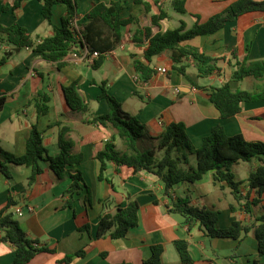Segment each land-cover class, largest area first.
<instances>
[{"label": "crops", "instance_id": "obj_1", "mask_svg": "<svg viewBox=\"0 0 264 264\" xmlns=\"http://www.w3.org/2000/svg\"><path fill=\"white\" fill-rule=\"evenodd\" d=\"M114 1L122 4L120 18L133 20L121 27V39L112 49L94 51L98 55L92 62L81 58L77 50L68 53L61 66H57L24 47L14 48L0 64V97L4 98L0 110V147L14 155L23 154L34 124L42 134L47 154L55 155L59 152V129L67 126L74 142L73 152L82 155L80 163L71 168V173L79 171L82 178L80 189L74 194L66 193L71 179L57 177L43 159L39 161L42 171L30 185L31 170L25 165L5 162L9 177L0 171V209L12 197L16 204L10 210H22L21 216L14 214V217L27 235L37 240V246L54 250L53 253H36L28 264H65L58 260L78 250H83L84 255L74 257L69 264H142L155 244H161L163 248L161 264H184L174 244L178 239L188 243L193 264H253L256 259L264 262V256L258 255L252 230L238 239L209 237L198 221H186L182 214L170 212L169 199L154 174L146 170L133 172L131 168L108 162L104 171L106 179L100 180V163L95 155L111 141L113 131L87 122L109 110L107 101L98 99L100 84L105 81L107 92L120 102L122 109L144 124L145 134L138 141L141 148L154 146L166 125L174 121L185 124L186 133L196 148L216 124H221L227 135L241 134L247 141L264 142V100L242 103L241 110L228 118H221L208 100L209 88L225 81L233 90H250L259 83L250 76L234 80L232 72L236 60H264V14L247 12L214 33L183 41L181 45L195 47L200 53L216 58L218 66L210 75L198 77L197 63L192 57L186 58V72L191 78L188 80L173 69L168 52L152 57L151 61L144 58L148 45L145 28H150V35H154L175 28L180 20L189 28L196 16L204 22L234 0H186V14L173 11L170 0H143L150 5L149 12L136 0H78L77 18L84 23L87 13L96 4L109 5ZM15 3L18 6L13 8ZM41 5L39 0H0V23L8 26L17 22L34 40L38 36H50L52 25L61 24L66 5H53L52 25L42 16ZM160 9L169 17L152 25L151 15L159 13ZM9 49L0 42V60ZM233 49L236 57L231 53ZM99 57L101 64L93 67ZM135 61L153 70L148 78L135 69ZM159 67L165 68L167 73L158 72ZM77 79L81 95L89 106L83 113L67 106L62 91L63 86ZM41 93L50 96V108L47 113L38 115L35 100ZM113 142L117 148H122L120 141ZM187 158L188 163L182 164L184 168L195 164L193 155L189 154ZM246 163H249L248 167ZM259 165H264V156L232 165L235 179L241 182L239 190L242 195L249 192V200L256 194L246 179ZM87 190L90 202L86 197ZM128 197L135 199L139 206L137 225L124 237L112 238L109 234L97 237L100 216L123 207ZM171 197L187 198L192 206L217 210L218 228H226L234 220L256 225L264 206L262 195L257 204H250L249 211H245L235 201L231 189L224 182L213 179L212 172L195 182L177 183L171 190ZM86 225L87 229L84 228ZM13 256L14 247L1 242L0 264H10Z\"/></svg>", "mask_w": 264, "mask_h": 264}, {"label": "trees", "instance_id": "obj_2", "mask_svg": "<svg viewBox=\"0 0 264 264\" xmlns=\"http://www.w3.org/2000/svg\"><path fill=\"white\" fill-rule=\"evenodd\" d=\"M41 1V13L46 22L50 25L52 7L56 3L66 5V13L61 18L59 26L52 25L53 33L47 37L38 36L36 40L31 34L14 22L8 26L0 23V42L10 47L4 52L0 64L12 53L14 48L28 47L39 53L46 61L54 62L61 66L64 57L73 51L87 47L89 52H104L112 49L121 39V27L132 22L133 18L121 19L119 12L122 4L119 1L96 4L86 15V22L83 23L79 32L72 26L74 18L77 17L78 0H39ZM186 0H170V6L176 13L186 14ZM143 5L144 10L149 12L150 5L143 0H136ZM15 3L13 8L17 7ZM5 10V7H3ZM260 11L264 14V0H234L224 10L210 16L206 21H196L191 27L186 28L183 20L173 29L160 31L150 35V28H145L148 37V45L144 50V58L151 61L152 57L168 52L173 63L172 67L186 79L191 80L186 72L187 65L184 59L192 57L197 63L196 70L198 77L210 75L218 69L217 59L200 53L195 47L181 45L185 40L195 36L214 33L225 26L227 22L235 20L241 14ZM168 14L160 9L159 13L151 15V24L157 25ZM236 57V50H232ZM102 62L99 57L93 64L98 67ZM135 69L144 78H148L153 70L140 62H134ZM253 77L259 83L253 89L233 90L228 82L219 86L209 88L208 100L214 105L221 118H228L241 110V104L264 100V60L247 62L245 59L236 60L235 69L232 72V79L242 80L245 77ZM101 92L98 99H105L109 110L107 113L94 116L87 122L110 128L113 131L111 141L104 144L102 150L95 155L100 163L98 178L106 179L104 171L108 162H114L117 166H126L133 172L146 170L159 179L163 185V193L169 199L168 207L170 212L182 214L186 221H198L205 234L209 237H231L240 238L243 234L252 230L257 240V252L264 256V206L262 213L257 217V224H245L242 221L234 220L226 228L216 227L218 211L207 207L190 205L187 198L171 197V190L179 182H195L200 180L207 172H212L213 179L224 182L232 192L237 203L249 211L250 204H257L260 197L264 195V165H259L249 172L247 181L250 189L255 190V196L249 200V192L242 195L239 186L240 181L235 179L232 165L239 161H249L254 157L264 156V142L247 141L241 134L227 135L221 124L214 125L210 133L204 136L199 147H194L186 133L183 122L174 121L166 125L164 131L156 138L154 146L141 148L138 141L145 134V126L134 116L126 113L120 102L107 92L106 82L100 84ZM204 89V88H203ZM63 95L67 106L76 112H86L89 108L80 92L79 80H74L62 87ZM50 96L39 94L35 100V108L38 115L49 111ZM4 104V98L0 97V110ZM70 128L62 126L58 133L59 152L55 155H48L42 144V134L36 125H32L29 136L25 143V151L21 155H14L0 147V171L9 177V171L5 162L17 165H25L31 172L28 177L30 185L35 177L41 173L39 161L48 162L49 168L59 178H70L71 183L66 193L74 194L80 189L79 181L82 180L79 171L73 173L71 168L78 165L82 155L73 152L74 142L69 137ZM120 141L121 149L113 142ZM161 155L158 156L157 153ZM193 155L195 164L184 168L182 164L188 163V155ZM87 200L90 202L89 191ZM16 201L9 197L6 205L0 209V243L8 242L14 247V256L10 264H28L36 253L45 251L53 253V249L45 246H37V240L29 237L21 227L19 221L10 210ZM138 203L135 199L127 198L123 207H118L114 213H104L100 216L96 236L103 237L109 234L112 238L124 237L130 228L138 223ZM85 229L88 228L86 225ZM180 259L184 264H193L189 253L188 243L183 239L174 241ZM162 245L151 246V255L142 261V264H161ZM83 250L68 254L58 260L59 263L69 264L74 257H82ZM130 264V263H120ZM253 264H264L258 259Z\"/></svg>", "mask_w": 264, "mask_h": 264}, {"label": "built area", "instance_id": "obj_3", "mask_svg": "<svg viewBox=\"0 0 264 264\" xmlns=\"http://www.w3.org/2000/svg\"><path fill=\"white\" fill-rule=\"evenodd\" d=\"M83 23L79 21V19L76 17L73 20L72 26L75 29L76 32H79L80 29L82 28ZM81 58L86 59L89 62H92V58L96 57L98 55V52H89L87 47H83L82 49L79 50ZM76 55V54H75ZM158 72L167 73V70L165 68H157ZM28 210H32L31 207H28ZM13 214H16L18 216L22 215V210L20 208H16L13 210Z\"/></svg>", "mask_w": 264, "mask_h": 264}, {"label": "rangeland", "instance_id": "obj_4", "mask_svg": "<svg viewBox=\"0 0 264 264\" xmlns=\"http://www.w3.org/2000/svg\"><path fill=\"white\" fill-rule=\"evenodd\" d=\"M158 156L160 155V153H158L157 154ZM246 167H248L249 166V163H246V165H245ZM241 170H243V169H241Z\"/></svg>", "mask_w": 264, "mask_h": 264}, {"label": "water", "instance_id": "obj_5", "mask_svg": "<svg viewBox=\"0 0 264 264\" xmlns=\"http://www.w3.org/2000/svg\"><path fill=\"white\" fill-rule=\"evenodd\" d=\"M18 48H15V50H17Z\"/></svg>", "mask_w": 264, "mask_h": 264}]
</instances>
